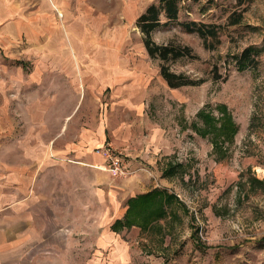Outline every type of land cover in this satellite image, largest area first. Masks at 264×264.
<instances>
[{"label":"rangeland","instance_id":"rangeland-1","mask_svg":"<svg viewBox=\"0 0 264 264\" xmlns=\"http://www.w3.org/2000/svg\"><path fill=\"white\" fill-rule=\"evenodd\" d=\"M34 1L22 0L19 13L31 16L36 41L28 46L24 34L16 42L0 36V202H7L2 188L16 186L20 175L29 180V159L18 146L26 134L25 102L37 101L38 109L54 93L51 78L80 75V64L50 63L72 58L68 38L83 61L80 124L104 119L110 137L102 147L121 153L128 173L114 177L106 163L108 178L96 187L100 200L80 196V224L66 211L51 223L38 219V235L44 231L52 241L37 237L19 263L264 264V0H188L178 21L220 25L218 43L208 50L176 24L155 30V44L192 49L194 58L169 63L148 56L135 25L158 0ZM234 13L240 23L226 27ZM88 27L111 57L116 82H104L107 68L92 66L97 55L80 48ZM247 47L255 48L258 67L237 71L230 58ZM162 66L195 84L169 88ZM221 109L236 126L231 142L222 141L225 127L216 130ZM59 113L55 108L53 115ZM155 189L175 198L162 219L146 229H112L129 199Z\"/></svg>","mask_w":264,"mask_h":264},{"label":"crops","instance_id":"crops-1","mask_svg":"<svg viewBox=\"0 0 264 264\" xmlns=\"http://www.w3.org/2000/svg\"><path fill=\"white\" fill-rule=\"evenodd\" d=\"M21 1L0 0V36L8 42H16L20 35L24 34L29 46L36 41L37 29L27 20L31 18L30 15L19 13ZM29 1L25 0L26 3ZM83 21L85 20H81L80 23ZM90 30L89 27L86 29L88 36L83 34L80 48L97 55L95 59L89 60L93 62L92 66L98 64L107 68L105 71L108 75L103 77L104 82H116L118 79L116 70L110 69L113 66L112 59L109 54L101 51L99 42H95ZM66 40L67 50L72 53V58L50 63L58 66V61H63L60 63L65 61L67 63L65 66L70 68L80 64V75L75 72L68 77H57L56 80L51 78L54 93L46 97L38 109L37 101L25 102L23 120L26 134L20 139L18 146L23 157L29 159L27 162L30 174L27 185L25 181H21L24 179L20 175L16 186L14 182L5 193L2 188V194L7 195V202L5 204L0 202V264H20L21 254L35 245L37 237L39 242L52 241L44 231L38 235L36 226L38 219L48 218L51 223L52 220L60 218L59 212L66 211L70 218H75L80 224V203L83 201L80 196L89 198L96 205L101 195L96 187L102 180L108 178L106 160L94 150L102 147L109 140L110 134H107L108 130L101 117L92 126L85 127L80 124V107L85 97L84 91L81 93L82 86L84 88L81 69L83 61L76 57V48L73 44L75 42L69 38ZM101 54L103 57H100ZM90 72L93 73L91 70ZM94 75L97 77V73L94 72ZM53 83L61 85L54 88ZM69 104L72 108L66 111ZM55 108L60 111L57 118L53 115ZM21 167H23L21 164L14 166V171ZM10 195L12 197H9ZM41 236L44 237V241H40Z\"/></svg>","mask_w":264,"mask_h":264},{"label":"trees","instance_id":"trees-1","mask_svg":"<svg viewBox=\"0 0 264 264\" xmlns=\"http://www.w3.org/2000/svg\"><path fill=\"white\" fill-rule=\"evenodd\" d=\"M188 0H158L156 4L150 5L143 14H141L137 21L136 27L139 29L143 36L144 48L151 59H158L161 62L169 63V61H177L184 57L194 58L192 56V49L188 46H174L169 45H157L151 40V34L160 28H166L170 25L176 24L188 34H195L203 42L208 50H213L214 44L218 43V36L221 32V26L215 24H205L195 21H183L179 22V12L181 11L183 4ZM193 3H198L199 0H190ZM165 18V22L162 21ZM240 13L230 14L228 16L227 26H236L241 21ZM210 41V42H208ZM255 48L247 47L238 55H232L231 60L237 71H243V69H256L259 64V59H256ZM160 75L166 82L169 88L176 89L185 85H194L192 81H181L183 76L176 75L173 72H169L168 68L161 67ZM222 124L216 129L217 131L226 128L224 133L225 137L222 141H230L235 135L236 126L232 124V119L228 117L224 109L220 110ZM206 120V119H205ZM207 127L211 126L210 122L206 120ZM229 128V130H228ZM230 131V132H229ZM173 168H170L167 172L173 173ZM174 197L169 194H165L162 190H153L149 193L138 195L135 198L128 200V208L122 220L116 221L112 225V229L118 230L127 226H139L140 228H148L155 221L162 219L165 215V208L171 206L174 203Z\"/></svg>","mask_w":264,"mask_h":264},{"label":"built area","instance_id":"built-area-1","mask_svg":"<svg viewBox=\"0 0 264 264\" xmlns=\"http://www.w3.org/2000/svg\"><path fill=\"white\" fill-rule=\"evenodd\" d=\"M96 153L105 158L108 170L114 177H122L128 173L121 153L117 152L110 145L99 148Z\"/></svg>","mask_w":264,"mask_h":264}]
</instances>
